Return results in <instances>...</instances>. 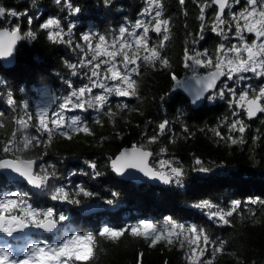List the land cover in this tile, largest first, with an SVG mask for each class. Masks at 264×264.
Masks as SVG:
<instances>
[{
    "label": "trees",
    "instance_id": "obj_1",
    "mask_svg": "<svg viewBox=\"0 0 264 264\" xmlns=\"http://www.w3.org/2000/svg\"><path fill=\"white\" fill-rule=\"evenodd\" d=\"M70 3L81 9L77 16L69 17V10L63 4H56L55 0H35V3L33 0H0V5L5 8L32 16L31 28L37 32L35 40L21 43L12 68L5 70L0 64V121L8 126L6 130H0V140L6 139L14 127L12 118L15 113L6 103L9 93L18 103L28 101L29 110L35 112L41 93L49 95L52 100L66 94L64 79L71 80L76 87L81 85L83 78L71 76L65 66L66 61H78V51L48 41L39 24L50 17L60 18L62 26L71 20L76 25L73 39L79 42L84 32L115 33L121 25L130 26L138 18L147 19L138 15L147 6L146 0H123L110 6H105L103 0H70ZM162 4L164 18L171 22V38L162 54L167 56L172 67L168 70L142 68V75L134 77L139 82V99L110 97V106L116 112L114 123L107 117H101V125L93 123L98 114L91 109L66 113L69 117L77 115L85 119L94 135L80 134L72 140L55 138L47 148L37 147L23 154L37 158L45 165L55 166L58 179L50 181V186L63 185L66 190H74L79 185L94 195L90 198L81 196L80 205H71L52 201L48 193L33 194L25 185L9 183L3 177H0V187L27 192L28 200L34 206L55 208L69 217L65 224L70 223L81 231L95 233L105 224L119 229L140 221L163 226L165 218L170 217L186 226L204 228L214 241H225V251L217 256L215 264H264V205L250 203L253 199L264 200V118L253 123H247L245 119L249 126L244 133L245 143L233 145L210 131L225 118L234 119L226 100L211 105L204 103L196 111L189 109L188 102L174 92L170 73L185 80L191 75L182 63L185 49H207L213 54L223 41L207 30L205 38L193 44L200 28L195 0H185L183 5L179 0H162ZM212 15L213 10L209 9L206 13L209 22ZM16 22L12 20L13 24ZM19 23L25 30L29 27L27 16L21 17ZM152 40L155 42L158 38L152 35ZM204 71L201 70L202 73ZM250 83L255 88L264 84V79H252ZM58 103L56 99L51 108ZM118 103H127L139 111H116ZM163 120L170 122L168 130L156 144L150 145V149L158 153L161 147H166L167 153L163 157H153L152 161L155 163V160L163 158L178 162L185 172L182 184L172 183L163 190L158 186L123 183L112 175L109 157L114 158L133 144H147L146 137L155 135L157 125ZM184 127L188 132L183 131ZM219 130L228 135L227 127ZM29 131L35 134L34 130ZM254 136L260 139L254 142ZM45 151L47 155L40 160L39 156ZM196 159L203 161V166L211 171H195L199 167L195 164ZM85 161L95 162L101 175L93 176ZM109 199L113 200L112 205L106 203ZM203 200L224 209H228L233 200L241 201V206L229 217L230 224L224 225L209 220L205 215L206 209L193 207ZM85 204L95 205L102 211L81 218L78 211ZM99 248L101 250L92 264H185L184 251L178 246L158 244L150 248L143 240L130 236H124L115 243L101 239Z\"/></svg>",
    "mask_w": 264,
    "mask_h": 264
},
{
    "label": "snow or ice",
    "instance_id": "obj_2",
    "mask_svg": "<svg viewBox=\"0 0 264 264\" xmlns=\"http://www.w3.org/2000/svg\"><path fill=\"white\" fill-rule=\"evenodd\" d=\"M199 9L197 20L200 21L197 38L193 44L205 38L204 33L220 37L213 54L207 49L203 51L193 48L185 49L183 67L191 73L184 81L175 73H170L175 88H185L192 96V103L202 100H226L231 117L221 121L217 128L210 131L220 140L231 144H244V133L248 129L245 119L264 118V84L253 87L247 83L253 77L264 79V0H195ZM35 3V0H33ZM63 4L68 16H77L81 9L73 6L70 0H55ZM110 6L113 0H103ZM183 5L185 0H179ZM146 7L138 14V18L130 26L121 25L115 33L101 34L95 31L84 32L79 42L73 39L76 25L71 20L62 26L61 19L50 17L39 24L46 38L53 44L68 46L79 53L75 63L65 62L73 77H82L81 85L76 87L71 80L64 79L67 85L66 94L54 98L59 103L55 108L50 105L38 107L35 112L29 110L28 101L18 103L12 94H8L7 105L15 113L12 118V130L6 139L0 140V174H7L9 183L26 182L40 194L48 193L52 201L80 205L79 197L90 198L93 192L77 185L74 190H66L65 186H50V181L58 179L54 165L37 164V158H29L23 154L43 146L47 148L55 138L72 140L80 134L94 135L89 123L80 116H66L75 110L87 112L94 110L98 115L93 123L101 125V117H107L114 123L116 112L110 106V97L139 99L138 80L134 77L142 75V68L168 70L172 67L162 50L167 47L171 35V22L164 18L162 0H146ZM240 6L238 11L234 8ZM209 9L213 10L212 19H206ZM27 16L28 28L25 30L19 23L21 17ZM17 21L12 23V20ZM33 17L26 12H17L0 5V60L14 58L18 44L25 40H35L37 32L31 25ZM152 33L158 40L153 42ZM251 37V39H249ZM235 40V43L231 41ZM204 69L202 73L200 70ZM251 74V75H247ZM87 81V82H84ZM188 81L194 82V87ZM231 82V83H229ZM99 90V91H94ZM116 111H139L130 108L127 103H118ZM170 122L163 120L157 125V132L146 137L147 144H133L124 148L114 158L109 157L111 170L117 175H124L134 169L151 180H158L168 185H181L185 175L178 162L159 158L153 163V157H163L166 147L153 152L150 145L156 144L168 130ZM7 125L0 121V130ZM227 127L228 135L219 130ZM34 130L35 134H30ZM188 132V128H183ZM203 131V129H202ZM233 133L237 135H232ZM260 139L254 136L253 141ZM170 142H174L170 140ZM43 152L39 159L43 160ZM93 176H100L95 162L85 161ZM199 167L195 171L205 173L211 169L203 166V161L195 160ZM116 194L113 193V196ZM108 205L113 200L106 201ZM251 204H262L264 200L253 199ZM241 206V201H231L228 209L209 200L193 205L207 210L209 220L224 225L230 224L229 217ZM253 217L255 212L252 213ZM69 217L53 207L39 208L28 200V193L7 190L0 187V234L17 239L29 238L23 248L8 246L0 241V264H92L97 257L100 240L113 243L124 236L143 240L148 247L158 244L178 246L184 251L185 264H215L218 255L223 254L225 241H214L204 228L195 225H184L166 217L163 226L151 221H140L123 228H113L105 224L98 232L81 231L70 223ZM50 234L45 236L44 234ZM30 237H36L30 239ZM140 256L143 254L140 253Z\"/></svg>",
    "mask_w": 264,
    "mask_h": 264
},
{
    "label": "water",
    "instance_id": "obj_3",
    "mask_svg": "<svg viewBox=\"0 0 264 264\" xmlns=\"http://www.w3.org/2000/svg\"><path fill=\"white\" fill-rule=\"evenodd\" d=\"M113 2L120 4V3L123 2V0H113ZM152 35L155 38H158V37H156L155 33H152ZM20 45H21V43L18 44L17 50H16V52L14 54V58H12L10 60H5V62L0 60V64L3 67V69L8 70V69H10V68H12L14 66L15 59H16V53H17L18 48H19ZM182 81H184V80H182ZM188 84H189V86H192V87L195 86L193 81H188ZM174 92L180 94L188 102L189 109L192 110V111L198 110L206 102V99H205V100L197 102L196 104H193L192 103V96H191L190 92L187 91L185 88H175ZM256 120L257 119H253V120H247L246 119V122L247 123H253ZM40 163H41V161H37V164H40ZM109 169H110L111 174L114 175L118 180L122 181L123 183H130V184H134V185H137V186L138 185L139 186H141V185L158 186V187H160L163 190H166V189H168L170 187V184L165 185V184L161 183L158 180H151V179H149L148 177H145V176L139 178V179H141V180H138L139 182L138 181H133V180L130 179V177H131L130 176V169L128 170L129 172L127 171L122 176L121 175H117L116 173H114L111 170L110 165H109ZM0 177H3L7 182L11 179L10 177L7 176V174H0ZM16 183L19 184V185H25L33 194H37L39 192L38 190L32 189L31 186L27 185L26 182L17 181ZM101 211H102V209H98L95 205L85 204L79 209L78 214H79V216L81 218H88L90 216H93L95 214L100 213ZM44 235L47 236V235H50V234L45 233ZM23 239H17V238H14V237H4L3 234H0V241H8V242H10L12 244H18Z\"/></svg>",
    "mask_w": 264,
    "mask_h": 264
},
{
    "label": "rangeland",
    "instance_id": "obj_4",
    "mask_svg": "<svg viewBox=\"0 0 264 264\" xmlns=\"http://www.w3.org/2000/svg\"><path fill=\"white\" fill-rule=\"evenodd\" d=\"M242 3H243V0H242ZM239 7L240 6H236L235 8H234V10L235 11H238L239 10ZM251 38V37H250ZM236 41L234 40V43H235ZM20 43H22V42H20ZM201 70H204V69H201ZM200 70V71H201ZM247 75H251V74H247ZM252 79H256V78H252ZM252 79L250 80V81H248L247 83H250L251 81H252ZM257 80V79H256ZM229 83H231V82H229ZM97 91H99V90H97ZM220 99H216V100H214V101H209V100H206V102L205 103H207V104H213V103H215V102H218ZM52 98L49 96V95H47V94H45V93H41V95H40V98H39V100H38V107H42V106H45V105H50V107H52V105H53V103H52ZM76 111L77 110H75L73 113H76ZM171 185V184H170ZM29 238H24L21 242H19L18 244H12V243H10V242H8V241H3V242H7L8 243V246H10V247H14V248H17V249H19V248H23V246H24V244L27 242V240H28ZM30 239H34L33 237H30Z\"/></svg>",
    "mask_w": 264,
    "mask_h": 264
},
{
    "label": "bare ground",
    "instance_id": "obj_5",
    "mask_svg": "<svg viewBox=\"0 0 264 264\" xmlns=\"http://www.w3.org/2000/svg\"><path fill=\"white\" fill-rule=\"evenodd\" d=\"M3 62H5V60H2ZM129 172V171H128ZM130 179L133 180V181H138V180H141L139 178L143 177V174L140 173V172H137L136 170L134 169H130ZM139 182V181H138Z\"/></svg>",
    "mask_w": 264,
    "mask_h": 264
}]
</instances>
